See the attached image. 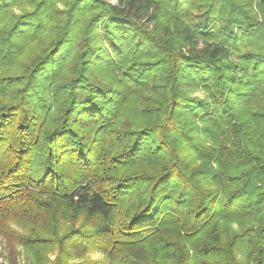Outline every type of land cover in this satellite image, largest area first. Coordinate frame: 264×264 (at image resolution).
<instances>
[{
    "label": "trees",
    "instance_id": "obj_1",
    "mask_svg": "<svg viewBox=\"0 0 264 264\" xmlns=\"http://www.w3.org/2000/svg\"><path fill=\"white\" fill-rule=\"evenodd\" d=\"M0 233L35 264H264V0H0Z\"/></svg>",
    "mask_w": 264,
    "mask_h": 264
},
{
    "label": "rangeland",
    "instance_id": "obj_2",
    "mask_svg": "<svg viewBox=\"0 0 264 264\" xmlns=\"http://www.w3.org/2000/svg\"><path fill=\"white\" fill-rule=\"evenodd\" d=\"M111 3L115 4L116 0H110ZM197 96H202V94L197 93ZM18 219L13 221L11 224V229L17 234L23 235L22 231L24 229L30 230L28 226L25 227V224ZM65 225V224H64ZM61 233H63L61 231ZM16 234V233H15ZM49 260L54 261L56 259V252H51L48 255ZM94 259L99 258L97 254L92 255ZM35 264L37 261L34 258V255L27 250L20 242H15L12 238H8L5 234L0 233V264Z\"/></svg>",
    "mask_w": 264,
    "mask_h": 264
}]
</instances>
